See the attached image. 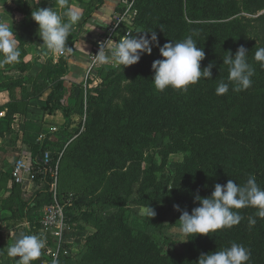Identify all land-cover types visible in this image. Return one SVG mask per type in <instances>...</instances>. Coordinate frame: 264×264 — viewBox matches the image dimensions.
Listing matches in <instances>:
<instances>
[{
	"label": "trees",
	"instance_id": "1",
	"mask_svg": "<svg viewBox=\"0 0 264 264\" xmlns=\"http://www.w3.org/2000/svg\"><path fill=\"white\" fill-rule=\"evenodd\" d=\"M147 1L148 6L153 3L155 9L162 10L166 15L165 7L172 0L156 3H154L156 0ZM180 1L176 4L177 9L173 13L177 20L173 22L175 24L169 26V29H173L177 34L173 37L175 42H180L188 35L196 33L193 39L197 42V47H203L205 52V59L201 61V69L213 63L212 78H202L196 84L189 85L186 95L191 101L183 102L167 115L163 110V102H140L144 90L148 87L149 77L147 71L142 72V78H138L135 83L136 101L132 108L138 105V112H141L142 105L148 104L151 114L150 122L144 126L145 128L140 126L142 124L136 116L137 113H134V116H130L127 121L117 120V129L121 131L119 137L125 140H130L124 133L125 129L144 128L149 133L151 143L159 142V145L164 144V147H174L179 143L180 146L175 149L183 150L184 159L176 162V167L182 174L176 182L173 181V188L170 192L175 198L174 202L180 207V213L183 210L191 213V210L198 206V202H194L195 195L199 194L202 197L211 195L216 183L223 185L231 179L239 185H244L250 176H255L258 186L264 189V68H261L259 62L254 59L255 51L264 47V11L253 19V21L258 20V23L253 26L252 34L246 30L243 31L246 27L242 26V23L246 16L240 15L242 11L256 13L263 10L264 0H229L225 7L226 14L217 4L219 0H185L187 13L191 18L195 12L198 15L209 14L208 17H204L209 19L195 23H190L184 18V0ZM103 3L104 0H96L86 18H90ZM190 3L194 6L191 7ZM25 6L29 8L28 3ZM31 12L29 11L28 15ZM223 15L226 16L223 17ZM224 18L229 19L222 20ZM150 22H154V19ZM143 25L145 26L144 22ZM143 25L140 29L156 30L162 42L166 37H171L167 35L168 32L161 31L160 24L149 28ZM169 32L172 33V30ZM76 39L77 35L70 37L67 41L72 51H74ZM241 45L248 49L247 60L255 70V74L251 78L250 88L235 91L233 90L234 84L228 79L229 66L223 64V57L228 55V51L234 56ZM69 54L60 56L57 61L48 57L37 75L32 78L11 79L5 83L7 87L22 89L23 97L16 102H8L9 110L4 117L0 118V129L13 131V113L20 112L24 115L27 113L26 103L22 101L27 97L39 96L47 91L42 108L48 113L61 111L65 119L59 129L64 133L70 132L73 104L66 100L69 88L65 79L69 72ZM26 65L22 63L19 66L25 69ZM221 82L229 84V91L226 94L217 95L216 88ZM76 94L75 102L79 104L82 100L81 90L78 89ZM169 95L171 94H167L165 98ZM201 123L205 126L199 130ZM20 125L23 131L22 141L28 147L32 164L35 169L42 167L44 171L36 172L34 185L29 195L23 198L19 187L21 184L17 182L9 188L11 192L8 196H2L1 191L8 188V181L12 178V169L10 171L0 170V201L6 204V202L18 199L21 216H18L17 220L22 219L23 222L28 220L30 225L27 228L34 234L40 235L42 207L52 202L51 184L54 177L50 172V167L56 164L57 152H52V146L56 144V141L51 137L52 132L46 131L47 128L42 121H31L24 117ZM207 126L210 127L209 134H207ZM44 131H46V137L39 139V134ZM166 135L172 139H166ZM47 148L51 149V161L43 164V155ZM151 159V166L145 171L144 176L141 175V171L135 169L129 182L130 184L139 183L140 179H143L146 185L143 195L151 203H155L153 197L163 194L158 185L155 159L153 156ZM73 204L74 202H69L67 208L72 209ZM67 208L65 210L66 220L71 221L75 217ZM155 210H158L156 213L160 215L165 214L161 207ZM234 211L239 213L244 211L245 219L242 223L231 228L219 229L208 235L188 236L185 242L187 252L184 256H176L172 250L160 246L154 238L143 249L145 239H140V234H130L122 227L119 235L110 241L96 264H198L202 253L221 251L233 243L243 245L250 250L251 257L247 264H264V224L260 223L258 210L249 206L234 209ZM83 213L87 211L84 210ZM152 219L153 217L150 221ZM250 219L256 221L254 227L261 225L258 233L253 232V227L249 224ZM94 226L98 227L97 223ZM148 233L153 234L152 228L148 229ZM98 237L100 236L97 231L94 238ZM1 252L3 250H0ZM36 262L37 260L32 264H37Z\"/></svg>",
	"mask_w": 264,
	"mask_h": 264
},
{
	"label": "rangeland",
	"instance_id": "2",
	"mask_svg": "<svg viewBox=\"0 0 264 264\" xmlns=\"http://www.w3.org/2000/svg\"><path fill=\"white\" fill-rule=\"evenodd\" d=\"M17 1L23 2L22 12L25 15L30 11L25 6L26 3L29 5L30 3L34 4L32 10L37 7L54 6L53 0H39L38 4L36 0ZM137 1L134 4L135 11L132 23L127 27L122 26L119 32L117 31L111 36L108 44L103 48L106 54H109V50L119 43L120 39L124 38V30L130 29L128 35L142 34L136 33V31L144 30L140 29L143 22L145 28L160 24V26H163L164 32L171 35L162 42L159 39L161 36L157 34L160 46L169 41L175 42L173 38L175 32L171 29L172 33H170L169 26L175 24L173 22L177 20L173 13L177 9L176 4L181 1L172 0L165 7L167 16L163 14L162 10L155 9L153 3L148 6L146 0H139L138 3ZM227 1L229 0H219L217 4L225 11ZM95 2L96 0H67V8H71L81 16L78 23L73 26L69 38L82 32L85 23L89 19L86 18L88 11L91 10ZM156 2H164V0H156L154 3ZM190 6L194 5L190 3ZM67 8H58L57 10L63 14ZM187 9V2L184 0V15L183 13L182 15L190 23L209 19L204 18L209 16L208 13L198 15L196 12L191 15V18L187 13ZM263 11L264 9L256 13L242 11L240 15L246 16L242 23V26L246 27L243 28V31L246 30L252 34L254 31L253 26L258 23V20L253 21V19L257 18ZM225 16L223 15V17ZM229 18L222 20H228ZM148 19H154V22H150L151 20ZM153 31L157 33L156 30ZM95 45H97L96 42ZM98 51L96 46L92 47L91 57H89V63L86 66L81 83L78 85L72 83L68 86L69 92L66 100L73 104L70 132L60 131L59 128L62 123L46 127V131L53 132L51 137L56 141V144L52 146V152H57V172L51 184L52 202L55 200L62 202L65 210L69 202H74L72 209H67L73 213L75 219L66 220L61 238H56L42 230L40 236L46 240V246L42 249V254L36 263L52 264L53 254L47 251V248H51L56 251L55 261L58 264L62 262L63 264H96L110 241L119 235V230L122 227L130 234H140V239H145L143 249L154 238L160 243V246L172 250L176 256H184L187 252L185 242L188 236L185 237L180 233L179 218L181 213L174 208V205H176L175 198L170 192L173 188V181L176 182L182 174L176 167V162L183 161L184 152L175 149L180 146L179 143L174 147H164V144L159 145V142L151 143L149 133L144 129V126L150 122V106L148 104L142 105V111L138 112V105L133 108L132 105L136 101V80L142 78V72L144 71H147L149 75L148 87L144 90L140 102H163V110L169 115L172 109L183 104V102H190L191 100L189 101L185 91L175 90L171 87L166 88L164 91L155 89L152 81V63L156 59H162L159 47L154 46L150 55L144 54L139 62L125 67H113L112 62L99 64L95 58ZM50 54L49 58H53L54 61L55 57H60ZM78 89L81 90L82 96L79 104L75 102ZM167 94L171 95L165 98ZM134 113H137L136 116L142 124L140 126L144 128L125 129L124 133L130 140L120 138L121 131L117 129V120L127 121L130 116H134ZM21 122L22 119H18L13 123V131L0 129V150L5 154L7 153L6 156L4 155V164L1 160L0 165H3L0 170L10 171L14 162L25 153L26 146L20 142L23 138V131L20 128ZM54 126L56 127L55 130L52 129ZM204 126L201 123L199 130ZM209 128V126L206 127L207 134H209ZM46 131L40 134L43 133L46 137ZM169 138L172 139V137L166 135V139ZM152 156L156 162L155 169L160 192L163 194H157L153 197L155 203H151L150 200L144 197L146 185L143 179H140L139 183L130 184L129 182L135 169L141 171V175L144 176L145 171L151 166ZM29 193L23 194V198H26ZM75 201L79 202L76 203ZM18 203V199L6 202L9 205L3 203L2 200L0 201V228L5 229V234L0 233V249L3 250L0 256L4 253L9 261L12 260L13 264H17L18 258L7 255L8 247L15 242V237L20 233L34 234L24 226L22 219L17 220L18 216H21ZM50 203L45 204L42 209ZM148 204L154 210L161 207L165 214L156 213L150 221L149 218L141 215V209ZM84 210L87 213L84 214ZM157 211L155 210V212ZM240 215L242 216L240 223H242L245 219L244 211ZM96 223L98 227L94 226ZM260 223L264 224V219L260 218ZM252 227L253 232L258 233L261 225ZM149 228H152V235L148 233ZM97 231L100 237L94 238Z\"/></svg>",
	"mask_w": 264,
	"mask_h": 264
},
{
	"label": "clouds",
	"instance_id": "3",
	"mask_svg": "<svg viewBox=\"0 0 264 264\" xmlns=\"http://www.w3.org/2000/svg\"><path fill=\"white\" fill-rule=\"evenodd\" d=\"M10 3L11 0H8ZM39 3V0H36ZM52 7H37L32 10L31 17L38 25V34L43 40V45L54 56H61L72 52L67 41L73 26L78 23L81 16L78 12L67 8V0H53ZM67 8L63 14L57 9ZM164 31L163 26H160ZM140 35H128L120 39L106 54L101 44L96 61L99 64L112 62L113 67H125L133 65L144 54H151L152 48L159 47L162 59H156L152 63V81L157 91H164L171 87L179 91H187L188 86L196 84L202 78H212L213 63H209L201 69V61L205 59L203 47H197L193 39V33L180 42L169 41L163 46L159 45L157 33L153 30H137ZM150 34V35H149ZM19 39L13 30V26L6 22H0V65L12 64L19 61ZM248 49L241 45L233 56L230 51L223 57V64L229 66L228 79L234 84L235 91H242L252 86V77L255 70L247 60ZM255 61L264 68V47L258 48L254 54ZM229 84L221 82L216 88L217 95L226 94ZM194 202L198 206L189 213L181 212L180 233L187 237L196 234L208 235L219 229L231 228L240 223L242 216L234 209L245 207L256 208L257 215L264 219V189H261L255 176H250L244 185H239L229 179L226 184L216 183L211 195L202 197L195 195ZM177 211H181L179 205H174ZM141 215L152 218L155 210L148 205L141 209ZM255 220L250 219V226L255 225ZM186 241V240H185ZM46 246V240L40 235H27L23 232L15 237V242L8 247L7 255L18 258L17 264H32L40 258L42 249ZM251 252L243 245L233 243L230 247L215 252L202 253L198 264H247ZM53 264H58L54 261Z\"/></svg>",
	"mask_w": 264,
	"mask_h": 264
},
{
	"label": "crops",
	"instance_id": "4",
	"mask_svg": "<svg viewBox=\"0 0 264 264\" xmlns=\"http://www.w3.org/2000/svg\"><path fill=\"white\" fill-rule=\"evenodd\" d=\"M33 5L34 4L30 3L28 10L32 11ZM118 7L119 0H104V3L87 20L82 32H79V35L77 34V39L74 42V51L70 54L68 53L69 72L65 77L67 86L82 81L86 66L89 63V57L91 56V49L95 47L98 36L107 28L113 13ZM23 8V2L11 0L9 3L8 0H0V22H6L13 26V30L19 39L18 47L21 53L18 62L0 65V118L7 114L9 110L8 102H16L20 100V97H23L22 89L19 88L18 90V87H7L5 83L11 79L34 77L49 55H51V52L43 45V40L38 34V25L32 19L31 14L25 15L22 12ZM22 63L27 64L25 69L19 66ZM29 86L31 87V85ZM46 95L47 91L42 95L30 96L24 99L22 102L26 103L27 113L24 115L20 112H14V122L18 119H22L23 121L24 117H27V119L31 121H42L45 127L63 123L65 118L61 111L58 110L54 113H48L42 108L45 104ZM20 142L22 145L26 146V154L24 153L23 155L30 156L26 143L24 141ZM4 155L6 156L7 153L5 154L0 150V163L1 160H3V164ZM3 164H1L0 167H2ZM12 179L8 181V188L1 191L2 196L6 197L10 194L11 189L9 188L15 183V181H13L14 179ZM19 187L21 195L29 193L32 189H26L23 185H19ZM43 210L44 208L42 209V213ZM0 233L5 234V229L1 227ZM0 264L13 263L12 260L9 261L6 255L2 253L0 256Z\"/></svg>",
	"mask_w": 264,
	"mask_h": 264
},
{
	"label": "built area",
	"instance_id": "5",
	"mask_svg": "<svg viewBox=\"0 0 264 264\" xmlns=\"http://www.w3.org/2000/svg\"><path fill=\"white\" fill-rule=\"evenodd\" d=\"M136 0H119V7L113 13L112 19L107 26V28L98 36L96 43V48L100 49L101 44H103V48L108 44V40L111 36L114 35L115 32H119V29L122 26H126L132 23L133 13L135 11ZM130 33V29H126L123 31V36L126 37ZM91 57V56H90ZM58 58L55 57V61ZM52 129H56L54 126ZM45 134H40L39 139H43ZM51 161V149L47 148L43 155V164H48ZM56 164L54 167H50V172L53 177L56 174ZM43 172L44 169L42 167H38L35 169L34 165L31 162L30 156L21 155L13 164L12 168V177L15 182L20 183L24 186V188H32L36 178V172ZM41 227L42 230L52 234L56 238H61L63 234V230L66 225V213L64 204L55 200L50 204L44 207L42 216H41ZM30 222L28 220L25 221V226L29 227ZM49 253L53 254L54 260L56 258V251H53L51 248H47ZM52 262V264H53Z\"/></svg>",
	"mask_w": 264,
	"mask_h": 264
}]
</instances>
